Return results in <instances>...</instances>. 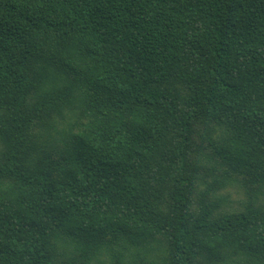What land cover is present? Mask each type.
I'll return each instance as SVG.
<instances>
[{
	"label": "trees",
	"instance_id": "trees-1",
	"mask_svg": "<svg viewBox=\"0 0 264 264\" xmlns=\"http://www.w3.org/2000/svg\"><path fill=\"white\" fill-rule=\"evenodd\" d=\"M0 264H264V0H0Z\"/></svg>",
	"mask_w": 264,
	"mask_h": 264
},
{
	"label": "rangeland",
	"instance_id": "rangeland-1",
	"mask_svg": "<svg viewBox=\"0 0 264 264\" xmlns=\"http://www.w3.org/2000/svg\"><path fill=\"white\" fill-rule=\"evenodd\" d=\"M234 184V183H232ZM223 192H225L224 194H226L227 196V202H237L239 200L240 197H242V191L241 188L236 186V185H227ZM224 203V201H222Z\"/></svg>",
	"mask_w": 264,
	"mask_h": 264
}]
</instances>
